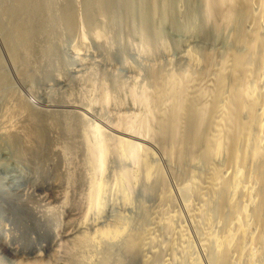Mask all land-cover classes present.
<instances>
[{
  "label": "rangeland",
  "instance_id": "374dc122",
  "mask_svg": "<svg viewBox=\"0 0 264 264\" xmlns=\"http://www.w3.org/2000/svg\"><path fill=\"white\" fill-rule=\"evenodd\" d=\"M263 110L264 0H0V264H264Z\"/></svg>",
  "mask_w": 264,
  "mask_h": 264
},
{
  "label": "bare ground",
  "instance_id": "6f19581e",
  "mask_svg": "<svg viewBox=\"0 0 264 264\" xmlns=\"http://www.w3.org/2000/svg\"><path fill=\"white\" fill-rule=\"evenodd\" d=\"M221 2V1H220ZM207 3V2H206ZM224 5V4H223ZM211 6V5H210ZM225 6V5H224ZM227 8V7H226ZM210 9V8H209ZM228 9V8H227ZM208 10V9H207ZM221 10V9H220ZM261 16V15H260ZM221 18V17H220ZM219 20V19H218ZM80 33V32H79ZM98 35V37H100L99 36V34H97ZM96 36V35H95ZM81 39V38H80ZM98 39V38H97ZM100 39V38H99ZM77 41H76V45H74L73 47H72V49H71V53L70 54H72V55H74V56H76V55H78V53L80 52V46L81 45H83V41L82 40H80L79 42H78V35H77V39H76ZM97 41V40H96ZM87 44V43H86ZM79 45V46H78ZM260 45V44H259ZM82 47V46H81ZM249 47V46H248ZM247 47V49H250V48H248ZM251 47V46H250ZM254 48V47H253ZM90 49V48H89ZM88 50V49H87ZM252 50V49H251ZM249 51V50H248ZM250 52V51H249ZM82 54V53H81ZM81 56V55H80ZM238 58V57H237ZM81 59V58H80ZM234 59V58H233ZM236 59V58H235ZM241 59V58H240ZM235 61V60H234ZM250 63V62H249ZM247 68V67H246ZM255 70V69H254ZM242 71V70H241ZM109 92V91H108ZM100 95V94H99ZM234 95V94H233ZM246 98L249 100V102L251 103V105H254L255 104V99L253 100V95H251V93L247 90L246 91ZM177 96V95H176ZM239 97V96H238ZM172 98V97H171ZM255 98V97H254ZM161 101V100H160ZM6 102V101H5ZM76 104V103H75ZM117 104V103H116ZM129 104V103H128ZM134 105V104H133ZM94 106V105H93ZM131 106V105H130ZM102 107V106H101ZM191 107V106H190ZM198 107V106H197ZM218 107V106H217ZM258 107V106H257ZM14 108V107H13ZM99 108V107H98ZM201 108V107H200ZM3 110V109H2ZM189 110V109H188ZM197 110V109H196ZM54 112V111H53ZM98 112V111H97ZM231 112V111H230ZM176 113V112H175ZM196 113V112H195ZM10 115V114H9ZM65 115V114H64ZM67 115V114H66ZM123 115V114H122ZM182 115V114H181ZM260 115H264V110L262 111V114H260ZM7 116V115H6ZM13 116V115H12ZM169 116V115H168ZM210 117V116H209ZM253 117V116H252ZM1 118V117H0ZM20 118V117H19ZM36 118V117H35ZM172 119V118H171ZM183 119V118H182ZM196 119V118H195ZM18 120V119H17ZM26 120H27V118H26ZM114 120V119H113ZM64 121V120H63ZM195 121V120H194ZM20 122V121H19ZM31 122V121H30ZM29 122V123H30ZM204 122V121H203ZM243 122V121H242ZM13 123V122H12ZM36 123V122H35ZM141 123H142V121H141ZM14 124V123H13ZM52 124V123H51ZM257 124V123H256ZM112 125V124H111ZM245 125V124H244ZM250 125V124H249ZM167 126V125H166ZM178 126V125H177ZM181 126V125H180ZM200 126V125H199ZM259 126V125H258ZM5 127V126H4ZM49 127H51V126H49ZM179 127V126H178ZM192 127V126H191ZM244 127V126H243ZM261 127V126H260ZM233 128V127H232ZM231 129V128H230ZM238 129V128H237ZM7 130V129H6ZM51 130V129H50ZM120 130V129H119ZM119 130H118V132H119ZM201 131V130H200ZM232 131V130H231ZM256 131V130H255ZM123 132V131H122ZM135 132V131H134ZM149 132V131H148ZM209 132V131H208ZM233 132H234V130H233ZM239 132V131H238ZM38 133V132H37ZM238 134V133H237ZM67 136V135H66ZM230 136V135H229ZM43 137V136H42ZM130 139H133V137L132 136H128ZM136 138V137H135ZM157 139V138H156ZM253 139V138H252ZM229 140H230V138H229ZM212 141V140H211ZM237 141V140H236ZM259 141V140H258ZM65 142V141H64ZM86 142V141H85ZM54 144V143H53ZM123 144V143H122ZM212 144H213V142H212ZM245 144V143H244ZM129 145V144H128ZM216 146H217V143L215 144ZM259 145V144H258ZM245 146V145H244ZM46 147V146H45ZM44 147V148H45ZM213 147H214V144H213ZM43 148V149H44ZM105 148H106V146H105ZM141 148V147H140ZM216 148V147H215ZM71 149V148H70ZM81 149V148H80ZM143 149V148H142ZM146 149V148H145ZM218 149V148H217ZM230 149V148H229ZM246 149V148H245ZM31 150V149H30ZM49 150V149H48ZM122 150V149H121ZM252 150V149H251ZM41 151V150H40ZM216 151V150H215ZM43 152V151H42ZM146 151H144V153H145ZM201 152V151H200ZM214 152V151H213ZM217 152V151H216ZM242 152H244V151H242ZM241 152V153H242ZM44 153V152H43ZM215 153V152H214ZM241 153H240V156H241ZM258 153V152H257ZM245 154V153H244ZM37 155V154H36ZM54 155V154H53ZM79 155V154H78ZM144 155V154H143ZM215 155H216V153H215ZM31 156H32V154H31ZM38 156H40L39 154H38ZM55 156V155H54ZM57 156V155H56ZM66 156V155H65ZM219 157V156H218ZM239 156H238V152L237 151H234L233 152V159H235V160H237V158H238ZM43 158V157H42ZM107 158H109V157H107ZM202 158V157H201ZM206 158V157H205ZM48 159V158H47ZM115 159H116V157H115ZM119 159V158H118ZM210 159V158H209ZM43 160V159H42ZM206 160V159H205ZM212 161V160H211ZM45 162V161H44ZM117 162V161H116ZM49 163V162H48ZM41 164V163H40ZM102 164V163H101ZM35 165V164H34ZM68 165V164H67ZM39 166V165H38ZM41 166V165H40ZM53 166V165H52ZM243 166V165H242ZM27 167V166H26ZM26 167H25V169H26ZM214 167V166H213ZM241 167V166H240ZM249 168V167H248ZM37 169V168H36ZM146 169V168H145ZM107 170V169H106ZM129 170V169H128ZM109 171V170H108ZM234 171H236V170H234ZM57 172H58V170H57ZM57 172H55V173H57ZM56 175V174H55ZM239 172H235L234 174H233V187H232V189H231V192H230V198H229V203L231 204L232 203V201H233V195L235 194V192L237 191V189L238 188H240V189H242L244 192H242V193H245L246 195H249V190H250V188L249 189H247L245 186H243V187H241V183H239ZM38 176V175H37ZM63 176V175H62ZM60 177V176H59ZM52 178V177H51ZM80 178V177H79ZM158 178V177H157ZM60 179V178H59ZM70 179V178H69ZM88 179V178H87ZM132 181V180H131ZM58 185V184H57ZM245 187V188H244ZM120 189V188H119ZM103 190H104V188H103ZM241 190V191H242ZM87 191V190H86ZM100 187L97 185V184H94V185H92L91 186V189L89 190V192H88V199H87V204H89L91 201H92V198H93V196L94 195H97V196H99V194H100ZM102 192V191H101ZM228 194V193H227ZM244 194V196H246ZM102 195H103V192H102ZM61 196V195H60ZM84 197V196H83ZM96 197V196H95ZM110 197V196H109ZM248 197V196H247ZM112 199V198H111ZM224 201V200H223ZM236 201V200H235ZM225 202V201H224ZM79 203V202H78ZM81 203V202H80ZM84 205V204H83ZM94 205H96V204H94ZM81 206V205H80ZM110 206V205H109ZM240 208V207H239ZM86 209V208H85ZM100 209V208H99ZM70 210V209H69ZM239 211V210H238ZM70 213V212H69ZM241 214H243V216H245V211L242 209L241 210V212H240ZM94 214V213H93ZM66 216V215H65ZM242 215H241V217H243ZM258 216V215H257ZM261 216V215H260ZM259 217V216H258ZM92 218V217H91ZM235 218V219H234ZM234 220H233V228L231 227V228H229L228 230H227V232H226V234H225V236L223 237V239L221 240V241H218V240H216V239H212V241H213V244H214V246H215V249L217 248L218 249V247H222V248H225V249H227V251H228V249L230 250V248L231 247H233L235 244H234V241H235V239H236V233H238L239 234V237H240V245L238 246L239 247V250L240 251H242V250H244L245 249V246H247L246 245V241L244 242V240H245V237H247L248 236V232H247V229H246V227L245 226H242L241 224H243V223H241L242 222V219H241V224L239 223V220L237 219V217H235L234 216ZM74 219V218H73ZM94 219V218H93ZM65 220V219H64ZM247 220V219H246ZM62 221V220H61ZM87 221V220H86ZM85 221V222H86ZM97 221V220H96ZM243 222H245V221H243ZM102 223H103V221H102ZM231 224V225H232ZM245 225V224H244ZM71 226V225H70ZM73 226V225H72ZM79 226V225H78ZM94 226V225H93ZM9 227V226H8ZM78 229V228H77ZM82 229V228H81ZM7 235V234H6ZM71 235V234H70ZM104 235H106V234H101V236H104ZM120 235V234H119ZM99 236V235H98ZM116 236V235H115ZM238 236V235H237ZM250 236V235H249ZM248 236V237H249ZM10 237V236H9ZM117 237V236H116ZM262 238V237H261ZM113 239V238H112ZM247 239V238H246ZM239 240V239H238ZM262 241V240H261ZM260 241V242H261ZM237 242V241H236ZM235 242V243H236ZM6 243V242H5ZM87 243V242H86ZM95 243V242H94ZM237 244V243H236ZM94 245V244H93ZM233 245V246H232ZM84 248H85V246H84ZM246 249H248L249 250V248H246ZM82 250V249H81ZM247 250V251H248ZM246 251V250H245ZM221 252V251H220ZM243 252V251H242ZM247 253V252H246ZM248 254H249V252H248ZM248 254H247V257H248ZM223 256V255H222ZM250 256L252 257L253 256V254H252V252H251V250H250ZM249 256V257H250ZM254 258V257H253ZM250 260H251V258H250ZM248 262H250V261H248ZM250 263H252V261L250 262ZM249 263V264H250Z\"/></svg>",
  "mask_w": 264,
  "mask_h": 264
}]
</instances>
